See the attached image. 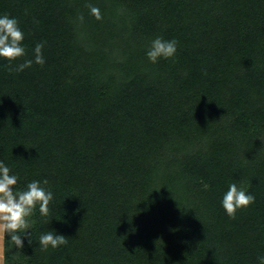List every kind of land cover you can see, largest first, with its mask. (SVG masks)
<instances>
[{
    "label": "trees",
    "instance_id": "trees-1",
    "mask_svg": "<svg viewBox=\"0 0 264 264\" xmlns=\"http://www.w3.org/2000/svg\"><path fill=\"white\" fill-rule=\"evenodd\" d=\"M0 14L27 53L0 58V160L54 193L5 264H258L264 0H0ZM157 36L177 53L152 63ZM38 43L45 63L17 70ZM230 183L255 196L235 218ZM54 229L68 243L41 249Z\"/></svg>",
    "mask_w": 264,
    "mask_h": 264
},
{
    "label": "clouds",
    "instance_id": "clouds-1",
    "mask_svg": "<svg viewBox=\"0 0 264 264\" xmlns=\"http://www.w3.org/2000/svg\"><path fill=\"white\" fill-rule=\"evenodd\" d=\"M90 12L97 20L102 19L100 9L90 6ZM83 20V17H80ZM25 34L20 27L19 21L9 14H0V58L9 61L16 60L27 55L25 45ZM43 43H38L34 48V58L25 59L18 65L17 70L22 71L26 67L36 64L43 65ZM177 53V41L167 40L157 36L150 43L146 55L152 63L160 59H169ZM20 177L14 173L12 168L0 160V250L5 245L22 250L25 241L32 245L33 217L38 212L40 217H48L49 205L54 200V193L47 187L48 180H32L23 188L19 186ZM209 186L204 185L207 189ZM255 201V196L247 189L230 183L227 190L222 194L221 205L229 217L235 218L237 210L246 208ZM38 245L41 249L58 248L66 245L68 240L64 234L49 230L40 234ZM258 264H264V255L257 257ZM0 264H5L0 256Z\"/></svg>",
    "mask_w": 264,
    "mask_h": 264
},
{
    "label": "rangeland",
    "instance_id": "rangeland-1",
    "mask_svg": "<svg viewBox=\"0 0 264 264\" xmlns=\"http://www.w3.org/2000/svg\"><path fill=\"white\" fill-rule=\"evenodd\" d=\"M5 247H6V245H5ZM5 247L2 249V250H0V256H2L3 257V259H4V261H5ZM14 252V251H13ZM14 254V253H13ZM19 258H17V260H18Z\"/></svg>",
    "mask_w": 264,
    "mask_h": 264
}]
</instances>
